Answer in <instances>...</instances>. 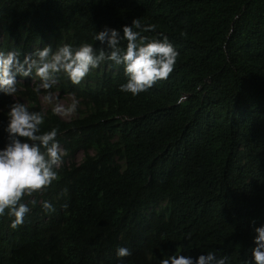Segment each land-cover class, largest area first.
<instances>
[{"label": "trees", "instance_id": "16d2710c", "mask_svg": "<svg viewBox=\"0 0 264 264\" xmlns=\"http://www.w3.org/2000/svg\"><path fill=\"white\" fill-rule=\"evenodd\" d=\"M134 19L179 53L147 91L121 92L123 66L102 63L110 73L93 89L70 87L87 113L68 121L41 110L34 75L17 78L15 97L0 91V150L19 101L67 152L52 185L22 201L21 226L0 216V264H160L209 251L251 264L264 226V0H0V52L22 58L46 39L100 47L96 32L123 36ZM121 247L131 255L118 257Z\"/></svg>", "mask_w": 264, "mask_h": 264}, {"label": "clouds", "instance_id": "9594fccd", "mask_svg": "<svg viewBox=\"0 0 264 264\" xmlns=\"http://www.w3.org/2000/svg\"><path fill=\"white\" fill-rule=\"evenodd\" d=\"M154 30L155 25L144 26L134 19L131 26L123 27V36L108 27L96 32L93 39L99 41L100 47L89 43L78 47L63 44L54 51L51 45H46L22 58L15 51L0 52V91L15 97L17 78L34 75L39 80L34 90L37 93L44 91L43 100L52 105L55 114L68 116L76 112L78 101L74 100L67 106L59 102L51 91L58 82V75L63 73L73 84H79L90 71L102 63L111 62L116 66L122 65L127 77V82L120 85V91L136 96L168 79L179 55L166 35L149 40L140 34ZM122 40L126 41L125 48L120 47ZM7 117L4 131L8 143L0 150V216L7 210V214L14 218L10 227L16 229L24 223L31 210L22 201L52 185L57 179L56 170L67 152L56 141L57 128L42 131L45 120L42 112L29 111L24 103L13 101ZM42 206L48 212L55 210L48 201H44ZM254 231L251 264H264V226L255 227ZM130 255L128 248L117 250L118 257ZM160 264H228V256H217L209 251L194 260L190 256L176 254L162 259Z\"/></svg>", "mask_w": 264, "mask_h": 264}, {"label": "rangeland", "instance_id": "374dc122", "mask_svg": "<svg viewBox=\"0 0 264 264\" xmlns=\"http://www.w3.org/2000/svg\"><path fill=\"white\" fill-rule=\"evenodd\" d=\"M1 40H2V33L0 29V41ZM46 45H51L54 51L58 47L62 46V45H58L54 47V45H52L51 39H46L42 42V46H46ZM36 48L37 46L34 47L33 50H36ZM106 73L109 74L110 69L106 65L101 64L98 68L90 71L89 74L79 84H73L65 74L60 73L58 75V82L55 85H53L51 91L58 97L59 102L62 105L67 106L71 104L74 100L78 101V107H77L76 112L68 116L55 114L52 110V105H48L44 102L43 100V96L45 94L44 92L38 93V103L40 105L41 110L42 111H46V110L52 111L60 119L65 120V121L72 120L76 117L85 115L87 113L86 106L82 103L80 98L75 96L76 94L75 91H70L69 89L70 87L78 88L79 90L93 89L95 87V81H96L94 77L100 76ZM32 83H33V88L35 89L36 85L39 83L38 78L34 77ZM183 100L180 99V101H183ZM113 140H115V138H113ZM92 153L93 152L91 151L90 154ZM82 156H83L82 152H77L75 156L72 158V161L75 163H79L82 159ZM166 205H167L166 201L162 200L159 202V204L154 209L158 210L159 208H164Z\"/></svg>", "mask_w": 264, "mask_h": 264}]
</instances>
